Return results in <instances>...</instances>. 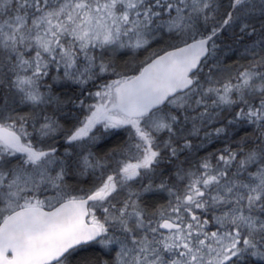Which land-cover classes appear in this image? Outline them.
<instances>
[{
	"label": "snow or ice",
	"instance_id": "snow-or-ice-1",
	"mask_svg": "<svg viewBox=\"0 0 264 264\" xmlns=\"http://www.w3.org/2000/svg\"><path fill=\"white\" fill-rule=\"evenodd\" d=\"M0 264H264V0H0Z\"/></svg>",
	"mask_w": 264,
	"mask_h": 264
}]
</instances>
